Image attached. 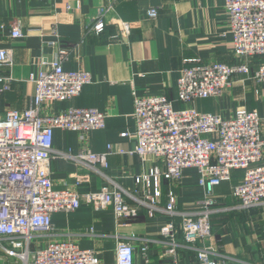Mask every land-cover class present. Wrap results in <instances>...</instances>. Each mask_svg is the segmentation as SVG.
<instances>
[{"label":"crops","instance_id":"0c3cea01","mask_svg":"<svg viewBox=\"0 0 264 264\" xmlns=\"http://www.w3.org/2000/svg\"><path fill=\"white\" fill-rule=\"evenodd\" d=\"M107 6L108 0H0V50L9 51L12 57V66L0 68L2 75L12 79L10 91L0 95V115L30 108L35 93L30 74L36 75L44 60L56 59L65 71L90 73L92 81L75 98L44 103L42 112L91 108L106 115L105 128L84 134V143L75 132L54 131V153L76 154L83 147L93 154L109 153L106 169L99 165L92 169L55 155L49 170L55 190L83 195L115 185L125 192L126 203L134 204L131 197L140 194L135 179L161 165L152 158L142 160L131 154L135 144L133 94L139 98L164 96L175 111L192 108L223 119L244 107L256 111L263 120L264 137V84L251 76L234 75L219 98L189 104L178 101L177 80L188 61L239 63L233 55L224 0H118L105 17L104 31L87 33L90 19ZM149 9L157 10L156 19L147 18ZM118 20L133 24L127 43L112 38L117 34ZM17 26L23 36L16 39L11 31ZM263 62L260 57L250 59L251 74ZM242 175L234 171L231 181L215 190L211 241L220 255L237 263L264 264V204L241 210L232 197V188ZM78 178L83 180L79 184ZM162 189L164 206L166 181H162ZM203 193L196 170L183 171L176 189L178 209L199 200ZM168 221L161 214L148 219L143 209L138 219L117 227L111 207L97 210L83 204L72 212L51 214L52 231L41 241L72 242L80 249L96 252L100 264H115L116 243L125 241L134 246V264H146L139 252V240L147 238L152 240L149 264H169L168 246L160 237ZM177 239L178 264H198L195 250L182 242L180 231Z\"/></svg>","mask_w":264,"mask_h":264},{"label":"built area","instance_id":"2783aa9c","mask_svg":"<svg viewBox=\"0 0 264 264\" xmlns=\"http://www.w3.org/2000/svg\"><path fill=\"white\" fill-rule=\"evenodd\" d=\"M118 0H108L87 24V33H102L105 17ZM229 33L233 41L236 65L190 60L180 70L177 80L178 101L219 98L229 88L234 75L251 76L264 84V62L251 74L248 62L264 58V0H224ZM148 19L157 17L149 9ZM113 40L129 41L133 24L118 20ZM12 38L23 35L17 26ZM64 52H61L63 54ZM12 66L9 51L0 50V68ZM40 71L30 74L35 85L32 106L23 111L0 115V256L18 264H100L97 253L80 249L69 241H50L42 237L51 233L50 215L72 212L85 204L97 210L111 207L116 226L139 218L145 210L148 219L161 214L170 219L160 230L162 243L168 246L169 264H178V231L182 242L196 252L198 264H240L222 256L211 241V215L216 205L215 190L231 181L234 171L242 178L232 188L238 208L248 210L264 204V137L263 120L256 111L238 107L234 116L223 119L192 108L175 111L164 96L139 98L133 94L135 144L131 154L145 160L152 158L161 168L143 171L135 182L140 194L125 201V192L117 186L80 195L69 190H55L50 179L52 158L57 155L79 165L107 168L108 152L93 154L84 147L76 154L55 152L56 129L75 132L84 143V134L103 130L106 115L91 108H70L58 114L42 112L44 103L63 102L77 97L92 81L86 71H65L60 60H44ZM12 79L0 72V95L11 89ZM126 136V134H122ZM109 149V148H108ZM109 151V150H108ZM196 170L203 196L191 205L178 209L176 189L183 171ZM97 171V170H95ZM83 180L78 178L77 184ZM162 181L167 183L166 202ZM176 219L179 220L176 223ZM92 231V230H91ZM164 241V242H163ZM152 240H139V252L146 264ZM200 244L199 247H196ZM115 264H134V246L118 241Z\"/></svg>","mask_w":264,"mask_h":264},{"label":"rangeland","instance_id":"374dc122","mask_svg":"<svg viewBox=\"0 0 264 264\" xmlns=\"http://www.w3.org/2000/svg\"><path fill=\"white\" fill-rule=\"evenodd\" d=\"M0 264H18V263H16L15 261H13V260H8V259H4V258H2L1 256H0Z\"/></svg>","mask_w":264,"mask_h":264}]
</instances>
